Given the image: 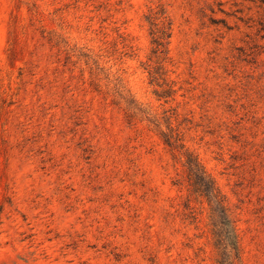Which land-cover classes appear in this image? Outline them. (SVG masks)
Listing matches in <instances>:
<instances>
[{"label":"rangeland","instance_id":"rangeland-1","mask_svg":"<svg viewBox=\"0 0 264 264\" xmlns=\"http://www.w3.org/2000/svg\"><path fill=\"white\" fill-rule=\"evenodd\" d=\"M0 264H264V0H0Z\"/></svg>","mask_w":264,"mask_h":264}]
</instances>
